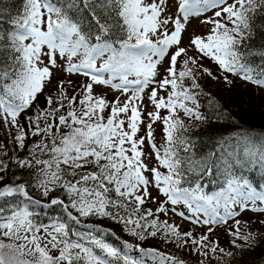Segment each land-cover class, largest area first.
Wrapping results in <instances>:
<instances>
[{
	"label": "snow or ice",
	"instance_id": "1",
	"mask_svg": "<svg viewBox=\"0 0 264 264\" xmlns=\"http://www.w3.org/2000/svg\"><path fill=\"white\" fill-rule=\"evenodd\" d=\"M258 15L264 0H23L11 30L0 31V264H144L129 254L135 249L185 264L127 240L118 247L107 239L116 233L95 223L75 227L91 217L139 241L174 238L197 264H225L231 249L264 238L245 218L255 214L264 229V184L243 171L264 172V133L221 137L199 159L187 135L210 123L199 103L205 75L264 88V71L242 50ZM193 18L210 27L182 46ZM96 85L120 96L109 99ZM13 163L27 176L9 178ZM205 177L217 190L206 191ZM51 206L65 218L41 221L36 209ZM169 212L202 231L160 220ZM221 228L229 249L212 238Z\"/></svg>",
	"mask_w": 264,
	"mask_h": 264
},
{
	"label": "trees",
	"instance_id": "2",
	"mask_svg": "<svg viewBox=\"0 0 264 264\" xmlns=\"http://www.w3.org/2000/svg\"><path fill=\"white\" fill-rule=\"evenodd\" d=\"M22 11L23 0H0V31L11 30V19L15 18ZM242 50L246 54L247 61L257 71H264V15H258L255 18L251 36L245 42ZM212 71L216 72V69ZM228 78L233 83L229 84L223 79L215 80L206 75L205 79L200 80L202 91L199 95V103L201 105V111L205 116L210 118V123L205 126H192L187 133L193 141V151L197 159L206 157L212 152L216 141L221 139V137H229L240 131H249L257 135L264 133V88H260L250 82H245L240 77L231 74H229ZM73 80L76 83H82L76 78H73ZM96 92L102 93L99 90H96ZM0 136H3V132H0ZM9 147L11 148V146ZM25 154L20 153L21 156ZM243 171L244 175L254 185L264 184V172L259 167H253ZM8 176L9 178H14V176H27V170L19 169L13 163ZM211 179L213 178L205 177L203 181L206 185V191L209 192L217 190L216 184L209 183ZM32 195L37 198L39 197V193L35 189H33ZM36 211L39 213V219L44 222L56 217L65 218L63 209L60 206H51L43 210L37 208ZM248 217L251 216L245 215L246 219ZM159 218L160 220H168L161 215ZM261 218L264 219V217ZM253 220L252 231L256 232L260 230L264 232V229H261L256 223V217ZM168 221L173 223L170 220ZM88 222L95 223L104 229L115 232L119 239L111 236L107 237V239L118 247L123 248V241L127 240L133 244L138 243L144 248H156L168 255L176 256L185 260V264H197L198 258L195 255H191L185 248L178 247L177 243L174 242V238L166 242L164 236L158 234L155 238L149 237L145 241H139L124 231L122 225L107 218L100 217L82 218L81 225H76L75 227L80 228V230H85L84 224ZM69 223L71 224L73 222L69 221ZM180 228L181 230H192L194 234H199L202 231L189 227ZM212 238H219L221 246L229 249L228 241L230 238L225 233L215 235ZM231 250L234 252V255L232 257H226L225 264H264V238L258 237V242L255 246L246 248L243 251L240 249ZM134 251L138 254L134 258H142L144 264H147L145 256L138 249ZM157 259L160 261L159 257Z\"/></svg>",
	"mask_w": 264,
	"mask_h": 264
},
{
	"label": "rangeland",
	"instance_id": "3",
	"mask_svg": "<svg viewBox=\"0 0 264 264\" xmlns=\"http://www.w3.org/2000/svg\"><path fill=\"white\" fill-rule=\"evenodd\" d=\"M176 2H177V0H171V3L173 5ZM171 11H175V8L174 7L170 8V14H171ZM207 15H211V11H209L207 13ZM200 19H203V16H201ZM200 19L193 18L191 20V23H190V25L188 27V31L184 34V41H183V45L182 46H186L188 44V35H189V33L204 34V33H206L208 31V28L210 26L202 25L200 23ZM189 54L190 55H194L195 54L194 50H190L189 51ZM181 63H182V61H181ZM204 63H205V66L208 67V68H210L211 70L216 69V65L213 62H211V61H205ZM178 67H179V64H178ZM60 75H62V73L57 72V76H60ZM73 78L78 79L80 82H84L85 81V78L82 77V76H74ZM202 79H205V76ZM94 87H95L96 90H99L102 93L106 94L109 99H114L115 97L120 96V93L119 92H117L114 89H109L107 86L96 85ZM147 91L148 90L146 89V92ZM121 98H123V97H121ZM146 102L147 101H146V98H145V103ZM149 109H151V105H149ZM142 128H143V126H142ZM154 128H155L156 140L159 143L162 140V136H163L162 131H161V125L159 124V122H157L154 125ZM143 134H144V132L142 130L141 133H140V135H143ZM145 148L147 150V145H145ZM148 206L149 207H153V208L155 207V205H153V204H149ZM181 210H183V209H181ZM245 215H250L252 221L254 222L253 218L256 217L255 214H252V213L249 212V213H247ZM161 216L166 217L168 220L172 221L175 224H178L182 228L189 227V228H193V229H200V230H202L199 226H194L191 222L182 220L180 217L175 216V215H173L170 212L169 213H166V214H161ZM223 233H224V231H223L222 228L221 229H217L216 235L223 234ZM129 254L132 255L133 257H137V255H138L137 252H135L134 250L131 251ZM145 258L147 260V264H160V261H158L157 258L153 259L151 256H145Z\"/></svg>",
	"mask_w": 264,
	"mask_h": 264
}]
</instances>
